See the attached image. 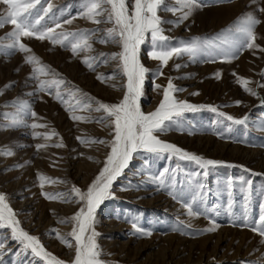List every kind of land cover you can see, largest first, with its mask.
Segmentation results:
<instances>
[{"label":"rangeland","instance_id":"obj_1","mask_svg":"<svg viewBox=\"0 0 264 264\" xmlns=\"http://www.w3.org/2000/svg\"><path fill=\"white\" fill-rule=\"evenodd\" d=\"M49 2L53 4V8L48 16L40 21V26L55 28L56 24L60 23L62 27L56 28L54 36H59L61 33H85L92 50L77 49V54H74L71 43L76 42L79 39L78 36H68L63 41V46L53 45L47 39L41 41L23 37L22 42L32 50L30 53L0 47V92L3 93L0 95V194L6 196V202L16 213L19 226L24 231L38 238L47 252L64 261L65 264H71L68 257L57 249L59 245L56 240L59 238L56 235L58 228L61 234L59 235L66 237L74 245V239L67 235L72 231L73 224L61 223L56 226L54 223L48 222V216L52 215L55 222L59 224L58 215L64 217L63 219L70 218L79 210L82 202L77 203L76 211L58 212V210L48 208L45 202H49L51 199L46 198L45 194L62 193L75 201L78 200V197L72 191L73 186L83 192L95 179L97 173L93 172L92 176H89L90 180L84 183L83 175H87L88 171H81L78 165L82 148H95L98 151L100 143H90V145L78 142L76 145L67 147L66 152L64 143H66L65 140L73 141L75 134L76 136L80 134L84 140H108L109 136L87 133L89 129L85 130L86 133H80L76 128L78 129L80 123L84 122L85 127L89 126L88 123L93 127L102 126L110 134L109 127H106L103 122H98L99 118L106 116V113L103 110L96 112L94 109L98 106L97 101L115 104L119 103L123 97L117 96L115 92L100 93L101 91L94 87L92 79L105 69V82H108L107 84L112 82V85L122 87L126 76L121 71L120 61L111 58V54L120 52L121 48L115 43L100 42L102 39H107L105 30L113 27L111 23L88 25V19L81 15L84 11L83 0H49ZM197 3L202 7H196L188 19L180 23L179 26H174V23L178 20L180 13L158 11L161 19L166 21L161 25L164 29L163 34L170 37L171 43L176 46L180 41L191 42L199 38L205 44L214 43L217 47H202L196 53L195 58L187 53L179 57L173 56L168 64L161 69L159 61L148 57L147 53L151 50V44L146 41L141 45L140 61L149 69V72L145 74L143 94L139 103L141 110L145 113L156 110L159 104L149 111L154 102V89L156 85L162 86L159 89L156 88L159 101H161L163 98L162 89L171 79L177 89H184V91L174 93L176 99L203 107L196 111L184 112L178 118L179 126L173 125L169 132H156L155 135L160 140L174 144L188 153L221 163L201 168L194 162L181 160L178 156H169L166 153L160 156L151 153H137L142 158L137 157L133 160L142 164L145 167L144 170L156 168L153 173L155 177L162 173L164 167L169 166L170 169L164 175L166 177L165 184L161 186L159 180L156 179L157 182L154 185L159 189L163 188L165 197L173 200L178 206L169 208L170 206L165 202L157 200H155V206L147 205L143 203L145 199L138 201V196H127L121 191V188L131 184L141 183L142 186L145 184H142L143 181H140L136 172L133 174L135 177L128 176L127 178L124 176L127 171H124L112 184L111 192L114 198L106 199L96 211L94 227L99 234L96 241L100 250L99 260L102 261V264H169L166 261L158 262L163 256L162 246L149 251L141 256L142 258L134 260H130L126 256L127 254L120 253V249L126 245L134 252L140 245L146 244L147 239L141 233L136 232L132 227L133 223L145 231L146 228L149 229L148 231L152 233L150 237L155 239L158 237L156 236L158 232L162 234V238L175 235L181 241L188 243L187 246H184V243L179 242V247L186 248L195 243L194 249H200L199 242L205 240L209 235H213L215 231L203 232L201 230L208 226L196 227L180 219L176 209L180 205L185 206L186 204H191L193 209L200 213L195 217L199 218L204 225L211 226L210 221H215L219 227L232 228L240 232L248 231L256 238L264 240V236L258 231L252 230L253 224L264 228V224L259 222V217L264 211L262 210V205H264L263 163L257 162L258 160L255 159L247 161L243 154L235 155L233 153V155L231 152H229L230 154L223 152L221 146H218L219 148L216 146L203 147L196 140L189 141L183 137L186 132L195 131L215 137L214 139L221 143L230 141L244 151L256 148L264 151V128L261 127L264 124V87L260 86L264 85V50H261L264 49V12L260 11L261 8H264V0H197ZM44 4L45 0H41V5ZM41 5H37V8ZM165 5L174 6L173 0H165ZM5 8L6 6L0 3V14H5ZM246 13L253 14L261 20V23L255 28V44L258 47L245 48L234 56L230 52L226 54L221 51L222 48L227 49L228 47L226 43H222L224 36L227 35V30ZM97 18L104 19V17ZM66 19H72V23L65 24L64 20ZM11 31H13L12 25L0 28V40L4 44L10 43L4 38ZM100 46H112L113 48L108 49L107 55L101 56ZM89 52L91 53L88 54ZM29 55L39 58L41 64L47 69L46 75L34 72V67H39V65L34 66L27 63L26 57ZM63 56L66 57L65 61L62 60ZM93 57L96 59L95 61L90 59V63H93V68L90 69L83 63V60ZM103 61L107 62L102 63ZM176 65L180 67L177 69ZM75 70L80 73L86 71L84 78L81 76L83 80L73 81L71 76ZM161 70L163 74L156 75L157 71ZM107 77L113 78L107 80ZM241 78L249 81L247 87L255 91L256 96L245 91L244 86L240 83ZM85 79L86 81H84ZM57 80L63 81V83H51ZM41 82H45L43 90L40 87ZM86 105L87 107H85ZM213 107L217 109L216 112L211 111ZM65 110L69 113L67 123H71V128H73L69 132L65 125H61L60 121ZM31 112H35L36 116L32 117ZM52 112H55V115H52ZM221 112L235 119L248 116V120L244 125H237L219 115ZM74 116L86 117L87 120H75ZM14 120L17 122L13 123ZM32 123L45 125V127L33 129L30 127ZM53 129L55 134H53ZM198 133L197 135H199ZM46 137L49 138L46 139ZM111 137L113 136L111 135ZM61 142L63 147L54 146ZM40 144L47 146L38 149L37 145ZM8 152H11L12 155H8ZM45 163H49L51 168L48 172H43L40 169V165ZM67 165L72 166L70 172L73 176L65 174L70 176L68 186L55 189L52 187L55 183L50 181H54V177H61L56 176L55 172L57 169L66 172ZM130 170L132 169L130 168ZM144 170L141 172L142 177L146 172ZM77 172L80 174L75 177ZM205 172L207 175H204ZM41 174L48 177L43 188L40 186L39 176ZM173 176L174 187L169 183ZM126 181L130 184H127ZM17 184H21L22 187L14 190L13 187ZM58 190L61 193H57ZM170 192H174L178 198L173 199ZM20 202H22L21 205ZM40 205L43 206L42 209H40ZM64 207L66 208L67 204ZM109 207L113 210L111 213L115 217L120 218L121 216L124 219L127 216L130 221L127 220L129 222L125 226L108 228L105 217ZM118 208L119 211H117ZM42 211H46V214H43L46 222H42L40 228L39 225L25 223V217L20 214L21 212H25L28 216L37 214L35 217L39 218L42 216L40 214ZM47 211L49 212L47 213ZM186 225H190V227ZM46 234L49 235L48 239ZM0 236L7 237L0 264H15L16 247L22 249V246L17 241L10 239V229H0ZM159 242L161 241L157 239L156 244ZM51 243H55L56 246L54 244L52 246ZM176 244L173 242V244L170 243L171 246L167 247H175ZM12 246L13 248L10 249ZM22 251L29 260L31 250ZM251 251H253L251 256H245L242 253L235 256L231 250L223 247L217 251L215 258L205 257L203 260H199L197 251L192 257L189 256L190 251H186L187 253L174 264H264V249ZM42 262L43 258H39L35 264H47V262Z\"/></svg>","mask_w":264,"mask_h":264},{"label":"snow or ice","instance_id":"obj_2","mask_svg":"<svg viewBox=\"0 0 264 264\" xmlns=\"http://www.w3.org/2000/svg\"><path fill=\"white\" fill-rule=\"evenodd\" d=\"M0 3L6 6L5 14H0V28L5 25H12L13 31L9 32L4 40L10 41V43L4 44L0 40V47H7L9 49H16L25 53H30L32 50L22 42L23 37L35 38L37 40H49L53 45L60 44L63 46V41L68 36H78L79 39L71 43V48L74 54H77V49L91 50V45L88 44V36L85 33H61L59 36H54L56 28L62 27L60 23H57L55 28L42 27L40 21L44 17L48 16L49 12L53 8V4L49 0H45V4L41 5V0H0ZM37 5L41 7L37 8ZM174 6L165 5V0H83L82 16L86 17L93 23H111L113 27L106 29L107 39H102L101 43H115L121 51L118 53H112V59H118L120 61V68L124 76L127 78L126 90L123 98L119 103L106 104L97 101L98 107L96 111L103 110L106 116L99 118L98 122L105 123L106 127H109L110 134L113 139L108 140H82V143H100L110 147V152L107 154L104 166L100 170L99 174L95 177L92 183L88 186L86 191H81L78 187L73 186L72 191L78 200H62L61 202L68 203H81L82 206L79 210L70 218L63 219L61 223H72L73 229L67 234L75 241V258L74 264H102L99 260L100 250L96 241V237L99 235L95 230L96 217L95 213L98 207L106 200L113 197L111 192L112 184L114 180L120 176L124 169L128 167L130 160L134 153H151L157 156L162 154H168L169 156H178L181 160H188L199 165L201 168H207L208 166H215L220 164L219 161L210 159H204L196 154L188 153L176 145L164 142L155 135L156 132H167L173 125L179 126V117L186 111H196L200 107L189 104L187 101H180L176 99L174 93L177 91H184V89H177L171 79L166 87L162 89V100L160 101L156 110L145 113L140 107V97L143 94V83L145 74L149 72L140 61L141 45L149 41L151 44V50L147 55L150 59L159 61L161 69L168 64V61L173 56L179 57L182 54H189L195 58L196 53L202 48H216L214 43L205 44L199 38L192 40L191 42L180 41L178 46L171 43V38L164 35V29L161 27L163 21L158 15V11L172 12L173 14L180 13L178 20L174 23V26H179L184 20L188 19L192 11L202 5H198L197 0H173ZM35 10V11H33ZM264 12V8L260 9ZM97 17H104L103 20L97 19ZM65 24H71L72 19L64 20ZM261 23V20L256 18L255 15L246 13L239 18L236 23L227 30V35L224 36L222 43L228 45L227 49H221V51L236 53L243 49H252L258 47L255 44L256 33L255 28ZM95 34V33H92ZM219 39V38H218ZM264 50V49H261ZM101 56L106 54L101 53ZM90 59L85 58V63L90 69L93 68V63H90ZM26 62L29 64L39 65L34 67V72L40 74H47V69L43 66L38 57L35 55H29L26 57ZM103 61L102 63H106ZM180 66L176 65L178 69ZM162 70L157 71L156 75H162ZM102 82L105 77L98 76ZM113 77H107L112 79ZM54 84H61L63 81H52ZM240 83L244 86L245 91L249 94L256 96L257 93L247 85L249 81L246 79H240ZM264 87V85H260ZM41 90L45 87V82H41ZM161 85H156V88H161ZM3 93L0 92V95ZM59 96V93H57ZM239 103V102H238ZM87 107V105L85 106ZM211 111L216 112L215 107L211 108ZM32 117L36 116L35 112L30 113ZM227 120L232 121L237 125H244L248 120V116H244L241 119H235L225 113H219ZM73 119L85 121L86 117L74 116ZM168 121L169 123H165ZM17 121H13L16 123ZM31 128L45 127L32 123ZM264 128V124L261 125ZM55 134V133H53ZM49 137H46V139ZM78 139H80L78 137ZM47 145L40 144L37 148H44ZM55 147H63L62 142L54 145ZM12 155L11 152L7 153ZM230 166V165H229ZM168 170L165 169L164 173H161L156 179L160 184L165 183L164 175ZM199 175V174H197ZM207 175V172L204 173ZM41 181V188L44 187V182L48 178L42 174L39 176ZM56 183L57 181H50ZM174 187V176L169 181ZM250 187V182H249ZM173 199L178 197L174 192H170ZM64 194L48 195L45 194L48 199H58ZM6 196L0 194V229H10V239L17 241L21 246V250L30 249L31 253L41 258H47V264H65L64 261L58 259L51 253L47 252L40 244L38 238L30 235L27 231H24L19 226V221L16 219V213L6 202ZM188 210L189 216H197L200 213L195 211L191 204L185 205ZM264 210V205H262ZM260 224H264V211H262L259 217ZM210 227L203 229V232H214L219 225L215 221H210ZM190 227V225H186ZM247 226V225H244ZM132 227L136 232L141 233L143 236L150 237L152 233L145 231L138 227L136 223L132 224ZM252 230L258 231L264 236V228L259 227L256 224L252 225ZM57 238L65 243L67 247L72 248V243L64 236H60L57 233ZM7 237L0 236V261H2L3 248L5 246Z\"/></svg>","mask_w":264,"mask_h":264},{"label":"bare ground","instance_id":"obj_3","mask_svg":"<svg viewBox=\"0 0 264 264\" xmlns=\"http://www.w3.org/2000/svg\"><path fill=\"white\" fill-rule=\"evenodd\" d=\"M87 23H88V25H98L96 23L91 22L90 20H87ZM112 48H113L112 46L111 47L110 46H108V47L100 46L99 49L102 50V53L107 55L108 49L111 50ZM90 53L91 52H89L88 54H90ZM65 59H66V57L63 56L62 60L65 61ZM83 70H84V68H83ZM85 72L83 71L82 73H80V71H78V70L76 71L75 70L73 72L72 76H71L73 81L79 82L78 81L79 79L83 80V78L85 76ZM105 74H106V71H105V69H103V71L99 75H97L96 77H94L92 79L93 80L92 83L94 82V87L98 91H101L100 93H102V92L114 93L115 92L117 94V96L123 97L124 92L126 90L125 86H126V83H127V78H125L123 80L122 87H117L115 85H112L111 84L112 82L107 84L108 82H105L106 78L104 79L103 82L100 79L97 78L98 76H103L104 77ZM81 76H83V78ZM107 80H109V79H107ZM110 80H112V79H110ZM84 81H86V79ZM94 87L92 86V88H94ZM80 90H78V92H80ZM102 94H104V93H102ZM83 95H84V93H83ZM153 95H154V102L152 103L149 111L153 110V108L156 107L160 103L159 97H158L157 92H156V88L154 89ZM92 103H93V101H92ZM97 107H96V109H97ZM96 109H94V110H96ZM93 112H95V111H93ZM96 112H99V111H96ZM54 113L55 112H52L51 114L55 115ZM51 114H50V116H51ZM68 115H69V113L66 112V110H65V111H63V116H61V118L59 117L60 121H61V125H65V128H66L67 132H69L71 129H73V128H71L72 127L71 123H67V121H69L68 120L69 118H67ZM65 123H67V124H65ZM80 124L81 125L78 127V129L76 128V130L80 131V133H86L85 130L89 129L90 132L88 131L87 133H97V134H100V135L102 134V135L109 136L108 141H110L113 138V137H111V134H108L107 130L105 128H103L102 126L101 127H96V126L93 127L92 124H91L92 125L91 126L88 123L89 126L85 127V123L84 122H81ZM61 127L63 128V126H61ZM61 127H60V129H62ZM169 131L170 130H168L167 132H169ZM53 133H55L54 129H53ZM197 133L198 132H195V131H188V132H186L184 134L183 137H184V139H188L189 141L196 140L198 142V144L202 145L203 147L205 146V147L212 148L213 146L214 147L215 146L216 147L221 146V150L223 152H228V153L231 152L232 154L234 153L235 155L236 154H243L244 158H246L247 161H249V159H251V160L255 159V160H258L257 162L263 163V165H264V151H263V149H257L256 148V149H250V150L244 151V150H242V148L234 145L230 141L221 143V142L217 141V139H214L215 137H211V136H208L207 134H200V133H198L199 135H197ZM70 136H71V134H70ZM78 137L80 139H78ZM82 140H84V139L80 137V134H79V136L78 135L76 136V134H75V137H74L73 141L65 140L66 141V143H64L65 144V152L67 150V147L72 146L73 144L76 145L78 142H81ZM96 140H98V139H96ZM104 140H107V139H104ZM110 150H111L110 147L106 146L105 144H100V148H99L98 151H96L95 148H86V149L82 148V152L80 153L79 165L78 166H79V169H81V171L82 170L88 171L87 175L86 174L83 175L84 176V180H83L84 183H87L90 180L89 176H92L91 173H93V172H94V174L97 173L96 176L99 174L100 170L104 166V161L106 160L107 154L110 152ZM137 157L142 158L137 153H134L132 159L129 162L128 167L124 169V171H127V173H125L124 176L127 177V178H128V176L135 177L133 174L136 172L137 176L140 177V181H143L142 184H145V185L142 186L141 183L140 184H131L130 186L128 185V186H125V187L121 188V191L123 193H126L127 196H130V195L138 196L137 197L138 201H142V199H145L144 200L145 202L143 201V203L147 204V205H154L155 206V200H157V201L165 202L166 205L170 206L169 208L177 207L178 205L173 200L169 199L168 197H165V195L163 194V190H162L163 188L159 189L156 185H154L157 182L155 175H153V173L156 171V168L153 167V168H150V169L147 168L146 170H144L145 167L142 164L137 163L136 161L133 160L134 158H137ZM64 165H66V164H64ZM66 167H67L66 172L65 171L63 172L62 170H59V169H57L56 172L53 171V172H55L56 176H61V177H54V181H57V182L55 184H53L52 187H54L55 189L56 188L59 189L60 187L68 186V184H69L68 180L70 179V176H67V175L73 176V174H72V172H70V167H72V166L71 165H67ZM130 168L132 170H130ZM40 169L43 172H48L49 170H51V168L49 166V163L41 164L40 165ZM165 169L168 170L170 168H169V166L164 167L162 169V173H164ZM143 170L146 171V172H145V175L142 177L141 172H143ZM65 174H67V175H65ZM78 174H80V173L77 172V173H75L74 176L78 177ZM120 176H118L114 181H116ZM127 178H126V180H127ZM164 179L166 180L165 176H164ZM126 182H127V184H130V182H128V181H126ZM152 185H154V186H152ZM163 185H161V186H163ZM21 187H22L21 184H17L13 188H14V190H18ZM58 191H57V193H61L60 190H58ZM62 200L67 201V200H73V199L70 196L65 194L62 197H59L58 200L57 199H51L49 202H45V203H47L48 208L50 207L53 210H56V211L58 210V212L59 211L60 212L63 211L65 213H67V212H72V211H76L77 210V203L61 202ZM19 204L21 205L22 202H20ZM65 204H67L66 208L64 207ZM42 207L43 206H41L40 209H42ZM43 210H44V208H43ZM117 211H119V208L117 209ZM176 211H177L178 217L180 219L184 220L185 222H187V224H191L192 226H196V227H207V226L210 227L209 225H204L203 222L200 221L199 218H197L195 216H189L187 208L185 206H183V205H180L176 209ZM48 212L49 211H47V213ZM107 212L108 213L106 214L105 219H106L107 227L110 228V229H112V228H114L116 226H125V224H127L130 221L127 216H125L124 219L121 216H120V218L115 217L111 213V212H113V210H111L110 207H109V210ZM44 213L46 214V211H42V213H40V214H42V216L39 215L40 216L39 218L35 217V215H37V214H31L30 216H28L25 212H21L20 214L23 217H25V220H24L25 223H28V224L32 223V225L33 224L39 225V228H40L41 227L40 225H42V222H44V223L46 222V221H44L45 219L43 217ZM58 216H57V218H59L58 219L59 221L63 220L64 217L62 218V217H60V215H58ZM95 216H96V213H95ZM127 220H129V221H127ZM55 221L56 220H55V218L52 215L48 216V222L49 223H54V225H56V226L61 225V222L58 224ZM51 226H53V225L51 224ZM148 230L149 229L146 228V231H148ZM59 232L60 231H58V228H57V233H59ZM161 235L162 234L158 232V234L156 235L158 237L156 239L154 237L145 236V238L147 239L146 244H144V245L142 244L138 248L136 247L137 249L134 252L131 250V248L129 246L126 245V246H124V247H122L120 249V253L122 252V255H123V253H124V255L127 254L126 256H128L130 260H134V259H137V258L145 255L149 251H151L153 249H156V247L162 246L161 248H163V251H162V253H163L162 255L163 256L160 259V261H158V262L162 263V262L166 261L169 264H174L177 261H179L181 259V257L183 255H185V253H187L186 251H190L189 252V254H190L189 256L190 257L194 256L193 254L195 253V251H197V255H198L197 257L199 258V260H203L205 257H208L210 259L215 258L216 254H217V251L219 249L223 248V247L225 249H227V250H231L235 256H237L239 253H242L245 256L246 255H250L251 256L253 251L250 252V250H256V249L257 250H261V249H264V240L263 239L256 238L255 236H253L252 233H249L248 231L240 232L239 230L232 229V228H225V227H218L213 235H209L207 238H205V240L200 241L199 242L200 249H194L195 243H193L190 247H186V248L185 247H179V242L181 244L184 243V246H187L188 243L181 241L175 235H168V236H165V238H162ZM46 236H47L46 238L48 239L49 235L46 234ZM157 239L160 240L162 242V244H161V242L156 244ZM173 242L177 243L175 247H167V246H171L170 243L173 244ZM56 243L59 245V248H57V247L56 248L58 250L62 251L68 257V259L71 261V264H74L75 243H74L72 248L67 247L65 245V243L61 242L60 239L56 240ZM53 244L56 246L55 243H53ZM53 244L51 243L52 246H54ZM5 245H6V243H5ZM118 245H116V246H118ZM11 248H13V246L10 247V249ZM15 253H16V254H14L15 255L14 256V261L16 262L15 264H17V263L18 264H35V263H37L39 261V258H41V257L35 256L34 254L31 253V258L28 260L27 257L24 255V251H22L18 247H16ZM158 257L160 258V254H159ZM46 262H47V258H43V262L42 263H46Z\"/></svg>","mask_w":264,"mask_h":264}]
</instances>
